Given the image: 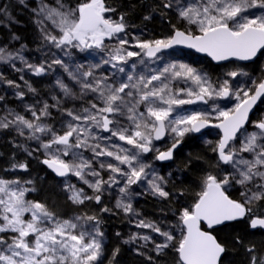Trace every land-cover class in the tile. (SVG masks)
Returning a JSON list of instances; mask_svg holds the SVG:
<instances>
[{
	"label": "snow or ice",
	"instance_id": "6c2138e0",
	"mask_svg": "<svg viewBox=\"0 0 264 264\" xmlns=\"http://www.w3.org/2000/svg\"><path fill=\"white\" fill-rule=\"evenodd\" d=\"M19 2L23 4L24 0ZM175 5L178 16L189 25H194L196 32L174 28L173 34L163 39L140 40L134 37L135 47L139 51H132L125 47L129 40L120 36L126 29L124 16L121 15L116 21L106 16V13L115 12V9L106 6L105 0H84L75 7L66 6L62 0H38L37 6L32 9L35 17L33 22L46 44L62 50L97 49L107 51L108 56L101 63L89 66L87 71L82 70L83 65L69 70L62 60L53 61L64 67L80 87L77 97L67 84L58 79L56 85L64 97L83 99L91 94L94 101H89L88 107H81L79 111L62 109L61 100L53 96L55 103L43 101L39 110L36 105H25V110L30 112L33 119L8 110V115L13 116V119L9 120L7 116L0 118V129L15 128L21 136L27 130V138L40 142V147L46 151L48 158L42 161L45 165L58 176L75 175L93 190L94 195L89 196L83 188L66 185L69 199L74 204L83 205L85 201L92 200L99 204L105 186L119 183L115 175L104 180L100 171L92 168L98 158H113L115 162H100L99 168L119 174L124 179L123 187L119 188L121 197L117 199L115 207L126 214H135L129 194L132 185L147 181L153 195L164 198L170 195L163 187L166 184L164 178L156 175L151 165L144 162V154L156 152V160H171L173 151L186 134L198 133L211 123L210 114L205 112L173 117V106L194 102L193 99H179L178 93L186 92L189 97L205 103L215 98L234 96V107H215L216 119L219 121L215 127L221 129L223 135L212 149L218 155V162L231 166L233 172L223 177L213 174L204 177L195 203L180 211L177 227L181 235L178 241L172 232L162 231L154 222H138V227L149 228L164 237L163 243L155 245L157 254H162L170 246L175 247L178 255L176 264H221L226 248L213 235L216 226L247 218L252 229H264V211L254 208V205L264 203V119L254 122L256 131L247 132L245 128L253 106L264 98V79L252 81L254 87L241 85L233 89L228 79L221 84H213L206 74L183 63L167 65L157 74L149 76L127 74V80L119 83H109L107 76L94 75L96 69L109 64L116 72L125 73L122 65H127L131 58L140 57L139 62L144 64L142 57L159 59L158 53L175 45H186L207 53L217 62L230 58L250 61L258 53L264 54V0H196L186 5L181 4V0H175ZM163 6L172 8V0ZM253 9L259 10V14L251 11ZM0 15L8 16L7 8L0 7ZM8 18L11 19L10 16ZM54 31L59 34H54ZM106 38H115L117 44L109 48L105 44ZM13 39L18 37L13 36ZM23 47L16 53L0 48V61L19 60L36 75L45 73L47 69L43 64L32 65L25 60ZM70 54L65 51L66 56ZM131 68L135 69L136 64L133 63ZM226 75L237 78L247 76V73L234 70ZM177 79L191 81L198 90L179 88L174 91L171 81ZM6 83L17 89L20 87L11 80ZM25 86L29 91L36 92L27 82ZM16 96L23 100L25 93L17 91ZM3 99L0 96V100ZM141 106L144 111H140ZM51 108L60 110L69 118L63 125L66 128L63 134L41 122L42 118L51 116ZM122 119L127 120L128 126L122 124ZM97 129L110 135L99 136ZM42 135L51 138L42 141ZM166 135H171L174 142L166 151H160L154 141H160ZM113 137L124 141L131 148L119 144L109 147L99 142L92 143L111 141ZM240 137L242 140L237 148L235 141ZM82 149L93 153L91 160L83 157ZM69 153L79 162L65 161L62 157ZM245 153L251 158L242 155ZM122 166H127V170ZM14 167L26 169L27 165L21 163ZM89 175L95 178L94 181L86 178ZM233 183L244 188L240 193L242 199H233L229 195L228 190ZM29 191L35 189L25 188L19 181L0 179V234H3L0 235V264H102L104 233L100 230L99 218L85 215L73 220H61L45 204L27 200L26 193ZM101 211L110 212L111 209L104 207ZM26 213L30 214L29 219H25ZM88 222L94 223L86 227ZM136 239V234L130 237V240ZM139 239L149 241L151 237L141 236ZM236 239L237 243L241 242L239 237ZM254 250L255 245L247 249L249 253ZM118 253L119 248L113 251L109 264H114ZM251 264H264V256L258 258L253 255Z\"/></svg>",
	"mask_w": 264,
	"mask_h": 264
},
{
	"label": "rangeland",
	"instance_id": "374dc122",
	"mask_svg": "<svg viewBox=\"0 0 264 264\" xmlns=\"http://www.w3.org/2000/svg\"><path fill=\"white\" fill-rule=\"evenodd\" d=\"M15 2V5L17 6V9H19V12L21 13L23 10H28V12L33 13L32 9L37 6L38 0H24V3L21 4L19 0H13ZM71 1V0H70ZM70 1H66L64 3L66 6L71 7ZM47 2H54V0H47ZM173 7L172 9L175 12V20L177 24L182 26V28L185 31H196V28L194 25H189L185 20H182L177 13V8L175 5V0H172ZM196 0H181V4H188V3H194ZM33 3V4H32ZM10 3H8V0H5L4 3H1L0 7L7 8L8 16L11 17V19L8 18V16L0 15V48H5L7 52L10 53H16L17 51L21 50V46H24L22 49V55L24 56L25 60L32 65H41L43 64L47 71L43 74L36 75L33 71L29 70L25 67V65L19 61H0V95L4 97L3 100L0 102L3 104L0 106V118L7 116L9 120L13 119V116L8 115V110H14L16 113H20L22 115H25L28 119H33L31 117L30 112H27L25 110V105H36L37 110L42 106L43 101H47L49 104L55 103V101L52 100L53 96L58 97L61 100V108L62 109H75L79 111L81 107H88L89 101H94V96L89 94L85 96L83 99H72V98H66L64 97L63 92L58 88L56 85V81L59 79L63 81L65 84H67L74 93L77 94V97H79L80 94V87L79 85L71 79V77L68 75V72L64 70V67L61 65L54 64L53 61L56 59H60L64 62L65 65H68L69 70H74L78 65H83V71H87L89 66L94 64L101 63L102 59H106L108 56L107 51L101 52L97 49H88L85 51H80L79 49L69 48V49H57L51 45L46 44L42 38L39 40V44L37 45V48H30L26 45H20L17 44V39H13L14 34L10 33L9 29L11 28L10 25L14 23V18L12 16V13L9 9ZM255 12L256 14H259V10L253 9L251 10ZM107 15V13H106ZM108 16H110V13H108ZM35 19V17H34ZM49 27L51 28V25L49 24ZM183 30V31H184ZM54 34H59L58 31H54ZM198 34V33H197ZM121 38H126L129 40V44L125 47L128 48V50L132 51H139L138 48L135 47V40L134 37H138L140 40H143V36L139 37L136 35L130 36L125 30V33L120 34ZM16 37V36H15ZM105 44L111 48L117 44V40L114 39H105ZM65 51L70 52L71 54L69 56L65 55ZM188 52V53H186ZM159 59L152 58L149 59L147 57H142L144 60V64H141L140 57H133L129 60L127 65H122L125 67V73H118L115 69L112 68L111 64L109 65H102L99 69H96L94 71L95 77H101V76H107L109 78V83H119L124 82L127 80V74H131L133 76H139V75H145L149 76L151 74H157L160 70H162L165 66L170 64H187L193 68H196L199 72L202 74H206L207 77L210 79V81L213 84H221L225 79H228L230 84L232 85L233 89H236L240 87L241 85H244L245 87H254L252 84V81L259 82L263 77L260 78V75L258 76L256 71H258L260 68L264 69V54H259L257 57V60L254 63L245 64L240 63L238 61H231L222 65H219V68L214 71L213 73L208 72V66L205 65V69L201 68L199 65H193V63L189 62V60L192 58V55L189 53V51L181 50V49H173L168 52H162L157 55ZM135 63L136 68L132 69L131 65ZM13 64L15 67H13ZM50 65V67H49ZM17 69H20L19 71ZM234 70H243V72L247 73V76H241L237 78H229L227 77L226 73L229 71ZM21 76H23V80H21ZM11 80L14 81L16 84H18L20 87L19 89L10 86L6 83V81ZM25 82H27L28 85H31L32 88L36 89V92L33 93L29 91L28 87L25 86ZM157 83L158 82H154ZM171 87L175 91L179 88H192L194 91L198 90L195 85L191 83V81H186L184 79H177L171 81ZM17 91H23L25 93V96L23 100H20L16 96ZM179 99H193L194 102L191 104H184V105H177L173 106L174 110L172 112V116L175 117L177 115H189L194 112H205L210 114L211 123H218L219 121L216 119V111L215 107L218 106L221 109H228L234 107L236 100L235 97L231 98H215L214 100H209L207 103L204 101L195 100L194 97H189L186 92L184 93H178ZM8 100H12V104L8 103ZM6 101V102H5ZM51 116L48 118H42L41 122L44 124L50 125L56 132L59 134H63V131L66 130V128L63 126L67 121L68 117L60 110H57L55 108H51ZM140 111H144V107L141 106ZM257 120L264 119V99L260 104L258 113H256ZM256 122V121H254ZM254 122L249 125L246 129L247 132H253L257 129L255 128ZM122 124L124 126H128V122L126 119H122ZM13 131V135L15 139L18 141V146H20V149L22 152L29 151L30 145L33 150H38L40 153L44 155V158H48L46 151L40 147V142L32 139L27 138V130L25 132L24 136L19 135L15 128H11ZM97 134L99 136H109V133L103 132L101 130H96ZM193 136V133L186 134L183 140L189 139ZM200 136V141L206 148L212 149L216 146V144L219 141L220 135L217 131L212 130L208 131L206 133H203ZM50 136H43L41 137L42 141H46L50 139ZM182 140V141H183ZM242 140V137L238 138L235 141V147L239 148L240 142ZM101 143L102 146H109L111 144H119L123 147L131 148L130 145H127L124 141H119L118 138L113 137L111 141H92V143ZM174 142L173 137L171 135H167L166 139L161 143L154 142V145L157 149L160 151L164 148H167L168 146H171V144ZM188 147V146H187ZM111 150V149H110ZM82 152L83 157L86 160H91L93 157V153L89 150L82 149L80 150ZM187 148H182L181 153L186 155L187 154ZM30 152V151H29ZM246 158H251L248 154H242ZM156 152H150L144 154V162L151 165V170H154L155 174L158 176H161L166 181V184L163 185V187L168 189L170 187L169 180H171L172 175H177L180 172L179 167V161L173 162L170 164H162L159 163L158 160L155 159ZM65 161L69 163L79 161L74 160L71 153L67 156L62 157ZM100 162H115L113 158L110 157H101L95 160L92 164V168L94 170L100 171V175L104 180H108L110 175H115L116 179L119 181L118 184L112 185L111 187L105 186V190L102 195V202L99 203L100 206L104 205V207H107L111 209L110 212H103L107 216L109 214L113 213H120L122 216V224L119 225L120 228L118 230H124L125 235L122 237V241H128V243H125L127 245V249L129 251H137L139 248H146L147 250H150L155 247L156 244L163 243L164 237L160 236L158 233L153 232L149 228H142L138 227V222L140 220H144L146 222H154L156 225H158L162 231H170L172 230L169 228V223H160V219L156 218L157 220H147V217L139 211L138 208H135L133 205V202L138 199L142 194H148L157 198H161L159 196L153 195L151 190L149 189V185L147 181L132 185L130 188V202L132 204L133 209L135 210V214L133 213H124L121 209H117L115 207L117 199L121 197V193L119 192V188L123 187L124 179L119 174L111 173L108 170H101L99 168ZM118 163V162H116ZM206 170L203 176V179L208 174L217 175L218 177H223L227 173L233 172V169L231 166L224 165L223 163L218 162V159L215 158L213 161H205L203 162ZM164 165V166H162ZM127 170V166H122ZM180 175V173H179ZM178 175V176H179ZM87 179L90 181H94V177L92 176H86ZM174 178V177H173ZM0 179L7 180V181H19L21 186L28 188V189H35V191H29L26 193V199L31 201H38L40 203H43L47 206V208L54 212L57 217H59L61 220H73L77 216H91L95 215L92 213L93 209L91 208V205L95 203V200L92 201H85L83 205L74 204L70 199L69 195L70 193L66 190V185L71 184L74 185L76 188H83L85 193L87 195L92 196L94 195L93 190L90 189L86 184L83 183L78 177H76L73 174H68L67 177L63 179L55 178L54 180H50V182L46 183L43 179L38 178L33 173L21 169L19 167L13 168L9 173H0ZM149 179H151V175L149 176ZM31 183H28V182ZM251 187V186H250ZM237 188H241L244 191V188L238 184L233 183L232 186L229 188L230 191H233ZM255 190V189H254ZM79 208H83L84 211L80 212L78 211ZM159 212L155 213L156 215ZM96 216V215H95ZM30 214H25V219H29ZM83 223V222H82ZM94 222H88L86 227ZM100 230L104 233L102 238V244H103V256L101 258V261L103 262L106 259L107 256V236L105 231V227L100 225ZM133 234L137 235L136 240H130V237L133 236ZM3 235V234H0ZM141 236H149L151 237V240L144 241L142 239H139ZM121 240V237H120ZM140 251V250H139ZM255 255L258 258L261 256H264V241L260 243V246H255V250L252 253H249L247 251L246 255V264H251L252 256Z\"/></svg>",
	"mask_w": 264,
	"mask_h": 264
},
{
	"label": "trees",
	"instance_id": "16d2710c",
	"mask_svg": "<svg viewBox=\"0 0 264 264\" xmlns=\"http://www.w3.org/2000/svg\"><path fill=\"white\" fill-rule=\"evenodd\" d=\"M66 1L68 0H62L67 4ZM4 2L5 0H0V6ZM81 2H84V0H71L70 5L75 7ZM167 2L168 0H105L106 6L115 9V12L110 13V16H108V13L106 16L116 21L123 15L126 24L125 30L130 36H143V40L163 39L172 35L174 28L184 30L182 26L174 22L176 21L174 10L164 8L163 5ZM8 3L12 5L9 6V9L14 18V23L10 25L9 31L18 37L16 43L26 45L32 49L37 48L41 37L37 25L33 22L34 14L26 9L20 13L13 0H8ZM189 53L192 55L189 62L193 65L200 64L204 70H206V65L209 73H213L219 68V65H214L207 57L198 56L191 51ZM256 73L261 78L264 75V69L260 68ZM11 101L8 100V103L12 104ZM2 105L0 102V106ZM191 138L193 139L191 141L184 140L181 148L175 154L174 161H179L180 175L179 173L172 175L171 180H169L170 187L166 189L170 193L169 197L157 198L142 194L133 202L135 208H138L147 217V220L153 221L159 218L160 223H169V228L172 230L176 241L180 239L181 235L180 228L177 227L180 211L195 203L206 170L203 162L213 161V150L204 147L200 141V136L193 135ZM182 148H187L186 155L181 153ZM29 151L28 153L21 151L11 128L0 129V173H9L13 168H16L14 165L24 163L27 165L24 170L33 173L46 183L54 180L55 175L42 162L45 159L44 155L36 149L33 150L31 145ZM242 191L241 188L233 191L228 190L229 195L238 200L242 199L240 196ZM102 208H104V205L100 206L96 202L90 208L93 209L92 213L99 218L100 225L105 227L104 232L108 239V252L102 264H109L112 253L117 248H119V253L114 264H176L178 255L174 246L165 249L162 254H157L155 247L150 250L139 248L140 251H129L127 245L122 241V237L125 235L124 230H118L123 219L121 214L113 213L107 216L101 211ZM254 208L264 211V203H258L254 205ZM78 211L82 212L84 209L79 208ZM157 212L159 213L156 215ZM205 229L208 230L206 227ZM213 234L226 248L221 264H246L247 249L252 245L259 247L260 243L264 241V233L251 231L247 218L231 221L224 226L215 228ZM237 237H239L240 243H237ZM157 243L159 244V242ZM149 257H151V260Z\"/></svg>",
	"mask_w": 264,
	"mask_h": 264
},
{
	"label": "water",
	"instance_id": "95a60500",
	"mask_svg": "<svg viewBox=\"0 0 264 264\" xmlns=\"http://www.w3.org/2000/svg\"><path fill=\"white\" fill-rule=\"evenodd\" d=\"M182 31V30H181ZM173 49H181V50H185V51H191V52H193L194 54H196V55H198V56H205V57H207L214 65H222V64H225V63H228V62H231V61H238V62H240V63H245V64H249V63H252V62H254L255 61V59L258 57V55L260 54V53H258L257 54V57H255V58H253L252 60H250V61H240V60H237V59H235V58H230V60H228V61H219V62H217V61H214V60H212V58L210 57V56H208V54L207 53H201V52H198V51H196L195 49H192V48H189L188 46H186V45H175V46H173L172 48H170V49H165V50H162V52H168V51H171V50H173ZM162 52H160V53H162ZM160 53H158V54H160ZM157 54V55H158ZM149 59H152V58H149ZM261 99H263V98H261ZM261 99L260 100H258L257 101V103L253 106V109L250 111V113H249V122L248 123H246L245 124V128H247V126L249 125V123H250V121H251V117H252V115H253V113H254V111L256 110V107L258 106V104H259V102L261 101ZM219 123V122H218ZM218 123H210L208 126H206L205 128H203V129H201V131L200 132H198V133H193L194 135H200V134H202V133H204L205 131H207V130H210V129H214V128H217V127H215V125L216 124H218ZM219 131H220V134H221V137H222V135H223V133H222V130L221 129H219V128H217ZM167 136V135H166ZM166 136L165 137H163L160 141H157V142H161V141H163L165 138H166ZM221 139V138H220ZM180 146H181V143L177 146V148L173 151V155H174V152L178 149V148H180ZM172 160H173V158L171 159V160H166V161H159V162H161V163H164V164H168V163H170V162H172ZM44 164V163H43ZM45 165V164H44ZM54 175H55V177L56 178H59V179H63V178H65V177H61V176H58L52 169H50L47 165H45ZM68 176V175H67ZM66 176V177H67ZM231 222V221H230ZM227 223H229V222H225L224 224H222V225H218V226H216L215 228H218V227H221V226H223V225H225V224H227ZM250 229L251 230H262V231H264V229H252L251 227H250ZM206 230V229H205ZM214 235V234H213ZM222 257H223V254H222ZM222 257H221V259H222Z\"/></svg>",
	"mask_w": 264,
	"mask_h": 264
},
{
	"label": "flooded vegetation",
	"instance_id": "af4514ba",
	"mask_svg": "<svg viewBox=\"0 0 264 264\" xmlns=\"http://www.w3.org/2000/svg\"><path fill=\"white\" fill-rule=\"evenodd\" d=\"M263 79H264V75H263ZM264 99V98H263ZM263 99H261V101L259 102V104H258V106L256 107V110L254 111V113H253V115H252V117H251V121H250V123H249V125H251L254 121H258L257 120V118H256V113H258V108L260 107V104H261V102L263 101ZM248 125V126H249ZM247 126V127H248ZM212 130H215V131H217L218 133H219V135H220V138H221V134H220V131L217 129V128H214V129H210V130H207V131H205L204 133H206V132H208V131H212ZM203 134V133H202ZM194 135V134H193ZM201 135V134H200ZM194 136H199V135H194ZM220 138H219V140H220ZM166 139V138H165ZM164 139V140H165ZM163 140V141H164ZM163 141H161V142H163ZM154 142H156V143H161V142H157V141H154ZM169 147H171V146H168L167 148H164V149H162L161 151H166ZM180 148H178L175 152H174V155H173V160H172V162L174 161V159H175V154H176V152L179 150ZM212 155H213V159H215V158H217L218 159V155H217V153L216 152H214V153H212ZM158 162H159V160H158ZM172 162H170V163H172ZM159 163H161V162H159ZM170 163H168V164H170ZM162 164H164V163H162ZM226 225V224H225ZM224 226V225H223Z\"/></svg>",
	"mask_w": 264,
	"mask_h": 264
},
{
	"label": "bare ground",
	"instance_id": "6f19581e",
	"mask_svg": "<svg viewBox=\"0 0 264 264\" xmlns=\"http://www.w3.org/2000/svg\"><path fill=\"white\" fill-rule=\"evenodd\" d=\"M39 35H40V37H41L40 32H39ZM258 56H259V55H258ZM256 60H257V58L255 59V61H256ZM255 61H254V62H255ZM254 62H252V63H254ZM249 64H250V63H249ZM186 140H190V141H191V140H193V139L190 137L189 139H186ZM183 141H184V140H183ZM183 141H182V142H183ZM182 142H181V146H182ZM181 146H180V148H181ZM204 147L206 148V146H204ZM249 228H250V226H249ZM250 230H251V229H250ZM251 231H261V232L264 233V231H262V230H251Z\"/></svg>",
	"mask_w": 264,
	"mask_h": 264
}]
</instances>
